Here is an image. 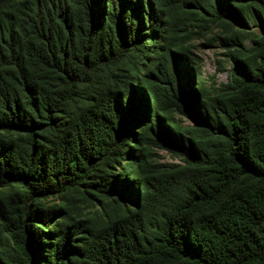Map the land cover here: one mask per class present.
<instances>
[{"label": "trees", "instance_id": "1", "mask_svg": "<svg viewBox=\"0 0 264 264\" xmlns=\"http://www.w3.org/2000/svg\"><path fill=\"white\" fill-rule=\"evenodd\" d=\"M0 264H264V0H0Z\"/></svg>", "mask_w": 264, "mask_h": 264}, {"label": "rangeland", "instance_id": "2", "mask_svg": "<svg viewBox=\"0 0 264 264\" xmlns=\"http://www.w3.org/2000/svg\"><path fill=\"white\" fill-rule=\"evenodd\" d=\"M252 35H259L261 28L258 21L251 20L249 31ZM221 29L217 24H208L202 33L190 35L189 38H181L179 42L189 47L194 59L200 66V74L207 88H218L220 84L227 83L232 69V62L227 58L225 51L216 41V37L221 35ZM246 35L244 44L249 47L248 39L251 35ZM156 160L160 167L170 168L182 163L165 152H157ZM54 201L49 200L48 204L52 205Z\"/></svg>", "mask_w": 264, "mask_h": 264}]
</instances>
